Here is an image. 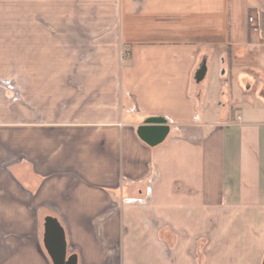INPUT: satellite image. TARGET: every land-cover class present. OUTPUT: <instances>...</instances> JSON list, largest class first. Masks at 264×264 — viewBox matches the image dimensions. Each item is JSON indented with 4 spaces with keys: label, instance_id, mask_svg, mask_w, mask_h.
<instances>
[{
    "label": "crops",
    "instance_id": "crops-1",
    "mask_svg": "<svg viewBox=\"0 0 264 264\" xmlns=\"http://www.w3.org/2000/svg\"><path fill=\"white\" fill-rule=\"evenodd\" d=\"M255 9L0 0V264H53L49 220L77 264H263Z\"/></svg>",
    "mask_w": 264,
    "mask_h": 264
},
{
    "label": "water",
    "instance_id": "water-1",
    "mask_svg": "<svg viewBox=\"0 0 264 264\" xmlns=\"http://www.w3.org/2000/svg\"><path fill=\"white\" fill-rule=\"evenodd\" d=\"M169 131L166 121L156 118L141 126L138 135L145 144L156 147L165 141ZM44 244L53 264H77V257H68L65 232L58 221H47Z\"/></svg>",
    "mask_w": 264,
    "mask_h": 264
},
{
    "label": "built area",
    "instance_id": "built-area-1",
    "mask_svg": "<svg viewBox=\"0 0 264 264\" xmlns=\"http://www.w3.org/2000/svg\"><path fill=\"white\" fill-rule=\"evenodd\" d=\"M248 25L250 35H259L260 39L264 42V10L257 11L256 13L249 15ZM262 50V53L264 55V48Z\"/></svg>",
    "mask_w": 264,
    "mask_h": 264
},
{
    "label": "rangeland",
    "instance_id": "rangeland-1",
    "mask_svg": "<svg viewBox=\"0 0 264 264\" xmlns=\"http://www.w3.org/2000/svg\"><path fill=\"white\" fill-rule=\"evenodd\" d=\"M263 1H264V0H263ZM262 10H264V9H262ZM257 11H261V10H256V9H255L254 11L252 10L251 12H249L248 17H249V15H252V14L256 13ZM263 44H264L263 40H260V41H259V44H258V46L260 47V49H258L259 51L262 50V49L264 48V47H263V46H264ZM262 51H263V50H262ZM41 225H42V227H44V221L41 222Z\"/></svg>",
    "mask_w": 264,
    "mask_h": 264
}]
</instances>
